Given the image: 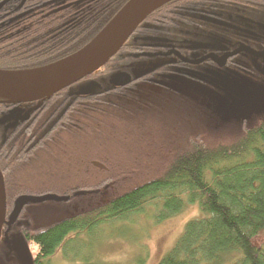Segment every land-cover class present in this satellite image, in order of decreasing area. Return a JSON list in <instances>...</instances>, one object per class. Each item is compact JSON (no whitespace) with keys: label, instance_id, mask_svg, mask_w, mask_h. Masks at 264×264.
Masks as SVG:
<instances>
[{"label":"trees","instance_id":"obj_1","mask_svg":"<svg viewBox=\"0 0 264 264\" xmlns=\"http://www.w3.org/2000/svg\"><path fill=\"white\" fill-rule=\"evenodd\" d=\"M37 1H27V5L32 3L33 7L27 18L31 22V34L22 30L26 26L25 18H22L24 22L20 26H14L16 21L4 26L1 21L0 69L39 68L80 51L129 0L83 1L59 12L54 11L58 7L54 3L43 5L48 1L36 4ZM210 2L174 0L164 5L140 26L124 46L125 51H131L129 57L134 62H159L169 61L173 50L188 53L203 40L229 47L242 46L239 40L247 42L248 39L243 38V35L231 36L235 38L233 41L229 36L212 35L210 31L213 28H209L204 35H200L201 31L196 27L188 28L186 17L189 18L193 11L201 12ZM212 3L221 9L223 2ZM228 3L231 14L237 15L242 23L245 20L254 21L251 19L253 13L263 11V7L235 10L233 6L237 4ZM226 26L231 30L242 27ZM253 27H257V24ZM181 28L184 33L176 34ZM191 28L195 34H190ZM232 33L228 32L227 35H234ZM149 48H160L165 52L145 56L133 54L141 50L148 51ZM124 49L113 58L114 62L123 59ZM128 69L135 71L138 67L130 64ZM103 70L94 78L99 87L88 97L110 92L108 80L112 74H103ZM86 82L83 80L64 91L72 99L71 103L77 99L75 91ZM6 107L0 103V114L6 111ZM253 121L245 125L242 122L239 128H225L227 130L213 137L208 134L210 131L204 130L200 135L189 136L186 142H177L176 148L171 151L162 148L158 152L159 158L156 156L153 160L155 172L150 170L154 178L145 175L146 178L107 182L110 183L108 187L103 186V182L102 188L98 186L101 188L99 191L104 192L103 197L98 194L94 198L95 204L75 217L61 218L60 215L40 226L36 224L41 218L26 217L22 213L24 207L20 219L30 224L23 223L15 228L29 244L37 247L35 264H52L51 258L60 246L64 244L62 251L66 258L65 245L77 239L84 231L89 233L97 226L115 225L131 214L149 215L148 211L155 212L154 220L161 222L181 213L188 204H197L201 216L186 224L171 251L158 264H264V243L255 244V238L264 234V117ZM218 137H222L225 142ZM179 143H183L181 148ZM13 152L8 143L0 149L8 217L20 196H38L48 192L54 194L48 191L47 183L42 180L28 179L27 175L20 173L17 176L11 175V171L19 167L12 161ZM165 155L167 158H164ZM115 185L122 192L110 200L105 197V192L107 194ZM7 228L4 227V231Z\"/></svg>","mask_w":264,"mask_h":264},{"label":"flooded vegetation","instance_id":"obj_2","mask_svg":"<svg viewBox=\"0 0 264 264\" xmlns=\"http://www.w3.org/2000/svg\"><path fill=\"white\" fill-rule=\"evenodd\" d=\"M27 1L0 0V23L2 21L5 26L11 21H16L14 26H20L24 22L22 18H25L26 26L22 30L25 29L31 34V22L27 18L32 13L33 7H31L32 3L27 5ZM46 1L38 0L36 4L54 3V6H58L54 11L59 12L89 0ZM211 1L223 2L221 9L216 7L217 4L210 2L201 12L193 11L189 18L186 17L188 28L196 27L201 31L200 35H204L203 30L207 31L209 26L222 24L227 16L230 18L233 15L228 2L237 4L233 6L235 10L263 7L262 12L253 13L252 20L254 16L259 17L264 13V0ZM256 24L258 23L255 21L245 20L242 27L229 32H233L232 36L252 34L253 30L258 31L256 27L253 29ZM193 28L189 32L195 34ZM261 39L263 40L257 42L255 39H248L247 42L239 40L238 43L242 46L235 47L213 44L211 45L215 47L207 46L210 43L203 40L197 47L206 49L204 54H200L197 49H190L188 53L173 50L169 61L160 60L153 63L132 61L129 57L131 51H125L123 47V59L114 62L113 57L102 71L103 74L112 75L119 72L130 74V82L122 87L111 86L110 92L91 98L88 96L93 93L88 96H77L74 93L77 99L72 103V99L70 100L64 92L70 87L45 99L42 103L13 105L0 101L7 106L6 111L0 114V118L18 106H24L29 111L23 115L24 117L20 116L21 119L18 118L19 120L17 119L14 124L0 123V149L3 144L8 143L10 150H14L11 160L19 166L16 170H12V173L10 172L11 175L17 176L20 173L27 175L28 179L42 180L47 183L48 191L62 197L58 201L29 203L21 212L25 213L26 217L35 218L27 214L28 207L31 204H41L51 206L53 211L56 209L61 213V218L75 217L83 210L92 207L96 202L94 198L96 199L98 194L103 197L104 192L99 191L103 182H105L103 186L108 187L110 183L107 182L146 178L145 175L154 178L152 177L154 173L150 170L153 169L155 172L153 160L156 156L159 158L158 152L160 153L162 148L174 150L177 142H186L192 134L190 128L194 127L189 113V98L186 97L187 87L183 93L177 81L184 80L187 84L193 79L194 64L207 63V59L215 60L219 58L216 55L223 57L221 65H225L226 68L233 67L254 72L255 67L246 53L251 50L264 57V35ZM159 52L163 53L165 50L149 48L148 51L141 50L133 54L145 56ZM130 64L136 65L138 70L129 71ZM99 72L86 77L88 79L84 78L83 80L87 81L84 85L94 81ZM84 85H80L79 89ZM252 122L244 121L243 124ZM232 125L235 127L237 124L232 123ZM238 126L240 127V125L236 127ZM182 144L179 143V148ZM164 158H167V155ZM119 192L122 190L120 191L119 186L115 185L107 194L105 192V197L113 200ZM20 214L11 228H15L18 224V226L23 223L30 224L22 222ZM5 227L9 228L8 225Z\"/></svg>","mask_w":264,"mask_h":264},{"label":"rangeland","instance_id":"obj_3","mask_svg":"<svg viewBox=\"0 0 264 264\" xmlns=\"http://www.w3.org/2000/svg\"><path fill=\"white\" fill-rule=\"evenodd\" d=\"M254 21L259 25H264V15L254 16ZM227 24L232 27L243 26L239 17L232 15V18L227 16L222 24H215L208 28H213L210 33L214 36H229L230 40L235 41L232 35H227L231 30L226 26ZM259 29V33L252 29L253 33L243 34V38L255 39L256 42L263 40L261 36L264 35V29ZM207 31L203 30V33L207 34ZM183 33L182 28L176 31V34L182 35ZM194 48L200 54L205 52L202 47L198 49L197 45ZM256 53L251 50L246 53L255 67L254 72L242 71L233 67L226 68L225 65H221L223 57L216 55L219 58L215 60L207 59L208 62L204 60L207 63L194 64L193 79L187 84L184 80L177 81L183 93L187 87L186 97L189 98V113L194 125L190 128L191 135H200L207 130L210 131L208 134L213 137L227 130L225 128H235L241 125L242 120L253 121L264 115V57ZM200 58L206 59V57ZM27 109L24 106L13 108L0 118V123L14 124L21 119L19 118L21 115L27 113ZM232 123L237 125L233 127ZM222 126L225 127L220 128ZM178 133L180 134L179 128ZM222 141L225 142L223 138ZM27 211L28 215L41 218L36 224L40 226L46 225L61 215L56 209L53 211L51 206L41 204H31ZM148 213L149 215L131 214L126 220L118 221L115 225L97 226L89 233L84 231L70 243L64 242L66 258L62 251L64 244L60 246L51 258L52 264H158L171 251L186 224L201 216L197 204H188L181 213L161 222L154 220L155 212L148 211ZM16 231H18L16 228H9L5 232L4 246L0 250V264L27 263L16 248H13L14 242L18 240L15 237ZM263 243L264 234L255 238L256 245ZM26 245L31 257L35 258L37 247L29 243ZM29 264L33 263L30 261Z\"/></svg>","mask_w":264,"mask_h":264},{"label":"water","instance_id":"obj_4","mask_svg":"<svg viewBox=\"0 0 264 264\" xmlns=\"http://www.w3.org/2000/svg\"><path fill=\"white\" fill-rule=\"evenodd\" d=\"M172 1L174 0H129L107 26L80 51L39 68L23 70L0 69V100L13 105L32 102L42 103L45 99L73 86L84 78L97 74L122 50L152 13ZM258 27L264 29V25L257 24L256 28L259 29ZM207 46L212 45L209 44ZM130 77V74L126 72L114 73L109 78L108 83L112 87H122L130 82ZM98 87L99 83L94 80L78 89L75 93L77 96H88L94 93V90ZM21 116L24 117L23 115ZM61 199L62 197L55 194L20 196L16 200L13 212L7 219L6 186L4 175L0 168V250L4 246L5 225L10 228L27 204ZM16 232L17 235L15 237L18 240L15 239L13 248H16V251L22 255L23 260L24 258L26 259V264H29L30 261L35 264V258L31 257L30 250L26 245L28 242L19 230Z\"/></svg>","mask_w":264,"mask_h":264}]
</instances>
